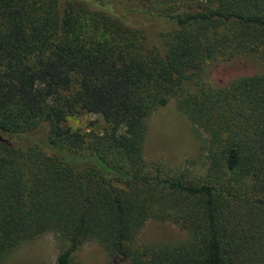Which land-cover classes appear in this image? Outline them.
Instances as JSON below:
<instances>
[{"label":"trees","instance_id":"1","mask_svg":"<svg viewBox=\"0 0 264 264\" xmlns=\"http://www.w3.org/2000/svg\"><path fill=\"white\" fill-rule=\"evenodd\" d=\"M264 0H0V262L52 234L50 264H264ZM173 99L197 139L146 161V120ZM77 110L100 133L64 125ZM148 221L181 229L140 243Z\"/></svg>","mask_w":264,"mask_h":264},{"label":"rangeland","instance_id":"2","mask_svg":"<svg viewBox=\"0 0 264 264\" xmlns=\"http://www.w3.org/2000/svg\"><path fill=\"white\" fill-rule=\"evenodd\" d=\"M264 73V63L241 56L229 61L217 62L208 68L207 81L220 85L240 75ZM64 125L80 132L100 133L105 124L102 119L91 113L77 110L65 117ZM197 139L185 117L176 110L171 99L163 107L156 108L146 120V136L143 156L146 161L161 160L166 166L174 168L184 157L196 153ZM182 230L170 222L148 221L139 232L140 243L158 240H174L182 235ZM60 252L56 238L45 234L38 239L25 243L10 253L0 264H50ZM79 264H102L105 254L93 242L84 244L75 255Z\"/></svg>","mask_w":264,"mask_h":264}]
</instances>
